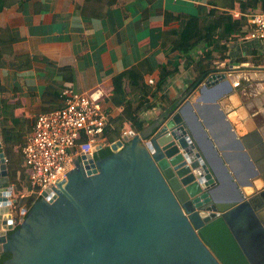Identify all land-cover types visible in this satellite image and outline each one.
Returning a JSON list of instances; mask_svg holds the SVG:
<instances>
[{"label":"water","instance_id":"obj_1","mask_svg":"<svg viewBox=\"0 0 264 264\" xmlns=\"http://www.w3.org/2000/svg\"><path fill=\"white\" fill-rule=\"evenodd\" d=\"M224 80L215 71L202 86ZM188 107L180 98L123 132L106 157L76 155L9 235L16 200L0 187V264H264L263 135L253 127L238 138L253 173L236 184ZM7 179L0 152V184Z\"/></svg>","mask_w":264,"mask_h":264},{"label":"crops","instance_id":"obj_2","mask_svg":"<svg viewBox=\"0 0 264 264\" xmlns=\"http://www.w3.org/2000/svg\"><path fill=\"white\" fill-rule=\"evenodd\" d=\"M210 1L25 0L4 8L0 12V27L9 29L15 39L14 56L6 58L8 65L0 68L5 96L16 95L33 121L43 106L48 108L50 103L44 104L42 97L53 83L79 93L100 89L107 120H112L111 126L119 125L123 133L133 130L129 120L131 108L111 103L112 78L139 66L141 82L154 89L162 67L170 72L175 70L141 109L139 121L145 128L170 106L165 100H187L188 119L200 122L229 174L240 184L251 177L253 164L238 138L255 127L264 142V72L254 70L253 59L264 58L260 50L264 45L242 38L227 43L228 60L215 62L226 82L213 89L203 87L202 82L193 88L194 75L184 65V58L173 52L171 45L160 44L164 29L176 26L182 14L196 15ZM149 79L152 84H148ZM236 81L238 86L234 85ZM58 103L61 105V98ZM111 132L109 129L108 134ZM107 136H103L100 149L110 147L112 142ZM252 139L250 149L257 155V139ZM258 166L262 168L261 162ZM231 187L234 189L228 183L225 197L230 196ZM244 190L250 194L254 189Z\"/></svg>","mask_w":264,"mask_h":264},{"label":"trees","instance_id":"obj_3","mask_svg":"<svg viewBox=\"0 0 264 264\" xmlns=\"http://www.w3.org/2000/svg\"><path fill=\"white\" fill-rule=\"evenodd\" d=\"M21 1L25 0H0V12ZM234 11L239 13L238 16H234ZM255 11H264V0H211L208 7L198 10L196 15L182 14L176 26L164 29L160 35L161 47L171 45L172 51L180 58H184V65L194 75L191 86L196 88L209 74L218 71L215 62L228 60L227 43L236 42L246 34L249 27L246 15ZM14 41L9 29L0 27V68L8 65L6 58L14 56L12 50ZM138 68L139 66H133L116 74L112 78L110 90V101L114 106L125 105L131 108L130 127L137 132L143 130L145 126L139 121V112L152 94L161 89L167 76L175 72L162 67V74L157 85L152 89L141 82L142 76ZM63 88L54 83L47 87L42 102L50 104H47L48 108L43 106L42 112L61 106L58 101ZM5 92L6 89L0 84V152L4 153L8 173L5 184L12 186L14 191L21 192L24 189L29 191L31 188L28 182V169L24 165L21 146L33 121L22 109L20 99L16 95L12 98L6 97ZM162 99L165 100L163 97ZM175 101L165 100L164 103L171 106L176 104ZM111 123H113L112 120L108 118L104 128L105 136L109 129L112 130L107 136L109 142L115 141L122 135L121 127L116 124L111 126ZM84 140L85 138H82L80 142ZM111 153L110 147L104 146L95 157L103 158ZM39 198L40 196L34 193L25 198L27 202L24 208L25 215ZM17 228L19 224L9 231V234Z\"/></svg>","mask_w":264,"mask_h":264},{"label":"built area","instance_id":"obj_4","mask_svg":"<svg viewBox=\"0 0 264 264\" xmlns=\"http://www.w3.org/2000/svg\"><path fill=\"white\" fill-rule=\"evenodd\" d=\"M234 11V16H238ZM247 16L248 29L242 40L256 41L264 45V11H255ZM153 80L149 79L148 84ZM235 86L239 82H234ZM103 93L94 89L89 93H79L71 87L61 92V106L47 112L38 113L30 131L21 146L24 165L28 169L29 195L52 188V178L61 177L65 168L72 165L73 154L81 152L94 156L95 147L101 146L107 114L101 106ZM85 138L84 141L80 140ZM13 189V188H12ZM12 200L13 191H8ZM15 204L9 206L15 227L25 215V209L14 214Z\"/></svg>","mask_w":264,"mask_h":264},{"label":"rangeland","instance_id":"obj_5","mask_svg":"<svg viewBox=\"0 0 264 264\" xmlns=\"http://www.w3.org/2000/svg\"><path fill=\"white\" fill-rule=\"evenodd\" d=\"M260 50L264 54V48H262ZM253 59H254V62L256 63V68H254V70L257 69V70L264 72V58H259L257 56H254ZM257 66H259V67L257 68ZM12 191H13L12 199H15L17 201L15 204V207H13L16 210V213L14 212V214H16L17 217H19L20 210L24 209L26 207L27 202H26L25 198H27L29 196V194H28L29 191H27L26 189L22 190L21 192H19V190L14 191L13 189H12Z\"/></svg>","mask_w":264,"mask_h":264},{"label":"flooded vegetation","instance_id":"obj_6","mask_svg":"<svg viewBox=\"0 0 264 264\" xmlns=\"http://www.w3.org/2000/svg\"><path fill=\"white\" fill-rule=\"evenodd\" d=\"M8 180V179H7ZM5 183H7V182H5ZM5 183H1L0 184V187L3 189V188H6V187H8ZM17 202V201H16ZM16 202L15 203H13V204H16ZM1 222H0V226H1ZM7 234L9 235V231H7Z\"/></svg>","mask_w":264,"mask_h":264}]
</instances>
